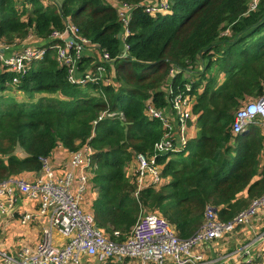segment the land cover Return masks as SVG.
<instances>
[{"label":"trees","instance_id":"trees-1","mask_svg":"<svg viewBox=\"0 0 264 264\" xmlns=\"http://www.w3.org/2000/svg\"><path fill=\"white\" fill-rule=\"evenodd\" d=\"M118 1L133 6L125 56L113 5ZM145 1L0 0L2 45L31 34L46 41L36 47L44 49L42 57L29 63L18 83L11 84L13 74L0 57V181L38 171L40 158L59 145L69 151L89 145L98 190L91 205L94 223L116 242L125 239L142 209L159 212L186 239L203 224L206 207L230 221L264 193V132L255 125L236 135L230 131L234 113L264 91V0L253 10L251 0H169L170 13L155 15L144 11ZM67 19L112 58L100 62L82 54L80 70L96 73L102 64L117 86L67 80L53 48L62 41L50 38ZM186 83L196 136L179 152L157 155L161 175L170 177L166 184L134 196L135 180L125 167L137 153L151 155L164 133L161 121L147 116V104L173 116L174 94L162 87L168 84L176 93ZM260 165V178L252 180ZM243 190L247 198L237 196Z\"/></svg>","mask_w":264,"mask_h":264},{"label":"built area","instance_id":"built-area-1","mask_svg":"<svg viewBox=\"0 0 264 264\" xmlns=\"http://www.w3.org/2000/svg\"><path fill=\"white\" fill-rule=\"evenodd\" d=\"M28 1V0H21ZM259 0H251L249 9L256 8ZM122 31L119 33L126 52L128 46L125 39L129 35L127 28L132 5L125 2L113 3ZM144 11L149 15L156 13H170L169 0H146L142 3ZM72 37V41L67 38ZM51 39L61 40L55 44L56 60L58 65L65 67L67 80L71 84L85 85L104 80V66L97 65L96 73L88 69L80 70L78 60L87 48L97 50L100 62L112 60L109 54L97 49V46L82 37L78 28L67 19L62 30H52ZM78 41V42H77ZM0 42V47L4 45ZM96 47V48H94ZM44 53L43 48L27 47L10 57L2 58V67L13 74L11 84L18 83L19 77L25 73L29 63L39 59ZM121 56H125L121 50ZM173 72V70H171ZM167 95H172L171 109L173 117L177 118L178 141L172 139V125L170 116L163 109L147 104L146 114L149 118L161 121L164 133L162 138L153 146V153L135 154L137 163L133 175L136 188L134 196L147 187L156 188L161 180V165L156 161L157 155L181 151L188 141L184 133V124L195 119L192 113V99L190 96V83L185 84L184 91L174 92L168 84L162 87ZM96 123V121H94ZM255 125L264 132V91L259 97L244 102L234 113L230 131L232 135L245 131L249 126ZM94 149L83 145L74 152V160L81 165L79 182L73 194L70 174L64 176L53 168L50 156L40 158V169L33 178H13L0 181V213L7 215L15 209L16 192L34 199L38 203L36 211L18 213L22 224H31L40 216L48 213V224L41 231V237L35 246L25 245L15 253L0 250V264H81L83 256L95 257L99 264H122L119 262L135 260L136 264H202L201 247L217 239H222L236 228L249 222L257 214L258 209L264 207V193L250 200L248 206L236 214L230 221L218 219L216 210L208 206L205 210L203 224L190 237L179 238L173 226L159 212L142 209L135 224L125 239L116 242L109 239L94 223L92 211H85L79 206L80 193L84 190L87 178L93 176L89 165ZM149 177V178H148ZM148 178V179H147ZM12 185L14 188H12ZM57 231L66 238L63 245L53 243V231ZM115 235L118 232H114ZM254 242L258 245L259 254L264 256V233L257 235ZM127 264V263H126Z\"/></svg>","mask_w":264,"mask_h":264},{"label":"crops","instance_id":"crops-1","mask_svg":"<svg viewBox=\"0 0 264 264\" xmlns=\"http://www.w3.org/2000/svg\"><path fill=\"white\" fill-rule=\"evenodd\" d=\"M40 2L43 4L51 3L50 0H40ZM45 42L46 41H43L40 38L35 37V35L31 34L22 41H16L12 44L4 45L3 51L0 52V57L7 58L27 47H40ZM97 52V50H89L87 48L83 51L82 54L84 56H90L98 60L99 53ZM197 64L199 66V69H202L203 64L200 59H198ZM109 74L110 73L104 72V74H102V77H106ZM111 76L110 81L112 82ZM218 78L221 81L223 78V74L219 73ZM106 80L107 78H104L102 82L108 84L109 82H106ZM113 85L117 86L116 83H113ZM198 91L201 92V89H199ZM12 92L15 93V90ZM16 97L21 98L22 94L16 93ZM193 104L194 99H192V106ZM170 122L173 128L171 136L174 142L177 143L179 138L177 133L179 123L177 121V118L173 116H170ZM189 122L190 123H188L187 121L184 124V133L188 140L194 138L197 133V128L194 124L195 119L189 120ZM260 132L262 131L260 130ZM74 152L76 151H69L63 146L59 145L49 155L53 168L55 170H58L57 173H59L60 171L62 174H64V176L70 174V179L72 182L70 191L73 194L76 193L75 187L79 182V176L81 173V165L79 162L74 160ZM263 159L264 148L260 154V161H262ZM136 166L137 163L134 156L130 164L126 165L125 167L127 175L133 176L135 174ZM89 167L91 171L92 168L94 169V165H89ZM261 168L262 165H260V167L258 168L257 175H255L252 180H257L260 178L259 171H261ZM37 174L38 171L22 172L20 174H16L9 177L8 179H13L15 177L31 179ZM92 177L89 176L87 178L86 186L84 190L80 193L79 206L85 211H92V201L96 198L98 192L96 186H94L93 184ZM169 180V176L163 177L161 175L160 183L155 189H158L161 185L166 184ZM12 188H14L13 185ZM14 192H16V202L14 207L15 209L11 212V214L4 215L0 213V250L7 251L9 253H15L19 248L25 245L35 246L41 237L42 228H44L48 224V213L43 214L31 224H22L18 219V213H21L23 211H36L38 208V203L34 199L19 194L16 188H14ZM237 196L247 198L246 190H243ZM261 233H264V207L258 209L257 214L249 222L239 226L233 232L226 235L224 238L217 239L208 244H204L201 247V251L203 254L202 264H264V256L259 254L258 245L254 242V239L257 237V235ZM65 242L66 238H64L57 231L54 230L53 243L57 246H60L63 245ZM80 261L81 264H99L97 263L95 257L83 256Z\"/></svg>","mask_w":264,"mask_h":264},{"label":"rangeland","instance_id":"rangeland-1","mask_svg":"<svg viewBox=\"0 0 264 264\" xmlns=\"http://www.w3.org/2000/svg\"><path fill=\"white\" fill-rule=\"evenodd\" d=\"M110 76H111V74H109L108 76H106L105 78H107V80H106V82H110ZM12 91H14V89L12 88ZM119 262L120 263H122V264H136V261L135 260H129L128 262L127 261H123V258H121L120 260H119Z\"/></svg>","mask_w":264,"mask_h":264},{"label":"water","instance_id":"water-1","mask_svg":"<svg viewBox=\"0 0 264 264\" xmlns=\"http://www.w3.org/2000/svg\"><path fill=\"white\" fill-rule=\"evenodd\" d=\"M118 38H120V34H118ZM67 40L72 41L73 39H72V37H68ZM2 51H3V49L1 48L0 52H2ZM122 53H124V55H127V52L124 49H122Z\"/></svg>","mask_w":264,"mask_h":264}]
</instances>
